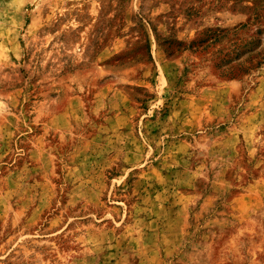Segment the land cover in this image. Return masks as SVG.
<instances>
[{
  "label": "rangeland",
  "instance_id": "rangeland-1",
  "mask_svg": "<svg viewBox=\"0 0 264 264\" xmlns=\"http://www.w3.org/2000/svg\"><path fill=\"white\" fill-rule=\"evenodd\" d=\"M0 264H264V0H0Z\"/></svg>",
  "mask_w": 264,
  "mask_h": 264
}]
</instances>
